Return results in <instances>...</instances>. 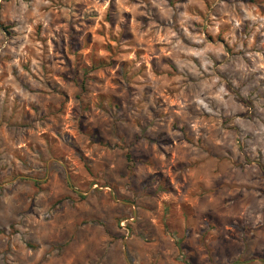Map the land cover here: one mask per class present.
<instances>
[{"label": "rangeland", "instance_id": "obj_1", "mask_svg": "<svg viewBox=\"0 0 264 264\" xmlns=\"http://www.w3.org/2000/svg\"><path fill=\"white\" fill-rule=\"evenodd\" d=\"M236 259L264 264V0H0V264Z\"/></svg>", "mask_w": 264, "mask_h": 264}, {"label": "trees", "instance_id": "obj_2", "mask_svg": "<svg viewBox=\"0 0 264 264\" xmlns=\"http://www.w3.org/2000/svg\"><path fill=\"white\" fill-rule=\"evenodd\" d=\"M227 264H242V263H241V261L239 259H236V260H234L232 262H229Z\"/></svg>", "mask_w": 264, "mask_h": 264}, {"label": "built area", "instance_id": "obj_3", "mask_svg": "<svg viewBox=\"0 0 264 264\" xmlns=\"http://www.w3.org/2000/svg\"><path fill=\"white\" fill-rule=\"evenodd\" d=\"M121 223H122V225L125 227V222H124L123 220H122V222H121Z\"/></svg>", "mask_w": 264, "mask_h": 264}]
</instances>
